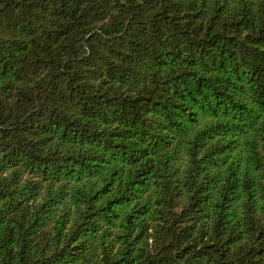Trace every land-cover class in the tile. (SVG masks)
Instances as JSON below:
<instances>
[{"label": "trees", "instance_id": "16d2710c", "mask_svg": "<svg viewBox=\"0 0 264 264\" xmlns=\"http://www.w3.org/2000/svg\"><path fill=\"white\" fill-rule=\"evenodd\" d=\"M0 264H264V0H0Z\"/></svg>", "mask_w": 264, "mask_h": 264}]
</instances>
